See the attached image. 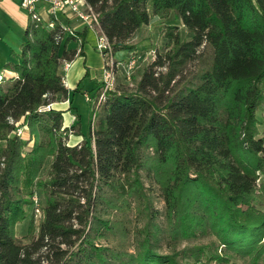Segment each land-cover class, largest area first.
Listing matches in <instances>:
<instances>
[{
	"label": "trees",
	"instance_id": "obj_1",
	"mask_svg": "<svg viewBox=\"0 0 264 264\" xmlns=\"http://www.w3.org/2000/svg\"><path fill=\"white\" fill-rule=\"evenodd\" d=\"M85 1L128 56L151 19L173 23L71 145L70 105L40 108L67 97L84 31L27 15L0 79V264H264V0Z\"/></svg>",
	"mask_w": 264,
	"mask_h": 264
},
{
	"label": "crops",
	"instance_id": "obj_2",
	"mask_svg": "<svg viewBox=\"0 0 264 264\" xmlns=\"http://www.w3.org/2000/svg\"><path fill=\"white\" fill-rule=\"evenodd\" d=\"M19 1L20 0H0V74H4L6 77L15 76V73L11 71H7L3 67L6 62L12 60L11 52L19 53L20 46L23 41L24 29L27 24V18H28L27 13L23 9L20 8ZM40 1L41 3L39 4V11H40L41 16L45 19L46 15H45L44 10L46 8V2H44V0H40ZM57 20L60 21V23L63 26L69 27L74 32H80L82 30L84 31V43L81 46L82 55L77 56L74 60H72L68 68L65 71L61 68L63 84H64V87L67 89V97L65 98L58 97L52 105L53 108H56L58 110H65L70 105L72 109L62 114L63 124L67 122L65 125H62V126L67 127L69 126V122H71L72 119L73 121L75 119V122L78 119V117H76L78 115H75V114L70 115V113H72V111H74V108H75L73 107L72 103H70L73 97L72 91L75 89L77 85H79L81 90L80 92H77V93L83 94L84 93L83 91H87L80 86L83 81L87 80V82H90V84L91 83L94 84V82L99 83V78H100L98 76V73L97 75L96 74L93 75L92 72H90L88 69L86 72V78L84 80L77 81L78 75H76L77 73L76 65H75L76 61L88 55L89 52L86 49L88 46H90L93 48L91 50L93 52L91 56L92 58L95 59L94 67L96 68L94 69L93 67V69L98 72V70L102 69L103 62L100 59V55L95 50V43H93V41H95L94 32L85 28L82 25V23L79 20H77L75 17H66L65 15L58 14ZM67 46L69 48H77L79 46V41L75 39L69 42ZM114 56L116 58L117 56L118 58H123V57L127 58V52L125 50L117 51ZM80 74H81V71H79V75ZM93 88L91 89L93 90ZM77 93H74V94H77ZM56 104H60V105L67 104V105L66 107L64 106L63 108H57L55 107ZM73 136L75 137L72 139V142L71 143L68 142V144H71V145L76 144L81 140L80 136H76V135H73ZM68 141H69V137H68Z\"/></svg>",
	"mask_w": 264,
	"mask_h": 264
},
{
	"label": "built area",
	"instance_id": "obj_3",
	"mask_svg": "<svg viewBox=\"0 0 264 264\" xmlns=\"http://www.w3.org/2000/svg\"><path fill=\"white\" fill-rule=\"evenodd\" d=\"M46 2L45 15L46 26L52 28L54 21L57 20V15L62 14L66 17H75L82 25L91 30L95 34V50L103 58V66L101 69V75L99 78V89L96 93V105L92 109V120L94 119V112L99 103L104 100L105 93L112 90L117 83V74L122 73L125 80H129L134 67L136 57L134 55L128 56L126 60L117 61L111 54V47L107 42L105 36L100 31L98 14L95 13L93 8L85 0H44ZM40 0H20L19 6L23 9L27 15L31 18L39 20L42 16L39 11ZM43 18V17H42ZM69 34L73 35L71 30ZM71 62H65L62 69L65 71ZM5 76L0 74V79ZM85 100L93 104V100L86 93L84 94ZM53 104L41 107L40 111H47ZM11 123V121H10ZM68 135H71L70 126H67ZM26 131V127H20L16 129V135L23 138ZM33 211L35 217L39 216V208L37 198L32 197Z\"/></svg>",
	"mask_w": 264,
	"mask_h": 264
},
{
	"label": "rangeland",
	"instance_id": "obj_4",
	"mask_svg": "<svg viewBox=\"0 0 264 264\" xmlns=\"http://www.w3.org/2000/svg\"><path fill=\"white\" fill-rule=\"evenodd\" d=\"M163 23H173L172 17H170L169 19H167L164 22H161L157 18H153V19H151V21L149 22L148 25L142 26L137 31L135 36L130 41V44L133 47V51L131 52L133 54H131V55H134L136 57L135 67H134L133 73H132L129 80H125L123 74L118 73L117 77H118L119 81H121L123 78L125 80V82H123V83H126L127 85H131V84L135 83V79L138 76L137 75L138 72L141 71V69L144 66H146L152 60V58L154 57V54L156 53V50L159 49V47L161 45L162 36H161L160 30L163 27ZM93 43H95V41H93ZM88 47L86 49L89 52L88 55L86 57H83L82 59L76 61V63H75L76 72H77L76 75H78L77 81H81V80H84L86 78V72L88 69L90 72H92L93 75L94 74L97 75V73H98L99 77L101 75V69L98 70V72L94 70L96 68V67H94L95 59L92 58V56H91L93 53L91 50L93 48L90 46H88ZM115 53L116 52L111 51V54H113L112 56L114 57L115 60H117V61L126 60V58H124V57L118 58V56H117V58H116L114 56ZM127 58H128V55H127ZM100 59L103 62V58L101 55H100ZM93 67H94V69H93ZM79 71H81L80 75H79ZM80 86L87 91H83L84 92L83 94L77 93V94L73 95L71 100H72V105L75 108H74V111H72V113H70V115L71 114L78 115L76 117H78L80 120L81 127H82L81 129H82V131L87 133V131H89L92 128V121H93L92 120V113H93L92 109L94 108L93 106L96 105V95L94 97L93 94L97 93L100 84L96 83V82H94V84H92V83L90 84V82H87V80H85L82 82V84ZM91 88H93V90ZM90 89L92 92L90 91ZM85 93L89 97H91V99L93 100V104L85 100V97H84ZM66 105L56 104L55 107L63 108L64 106L66 107ZM67 115H69V114H67ZM257 119L259 121L258 122L259 130L261 132H264V109H262V107L257 112ZM74 122H75V119H74V121L72 119V121L69 122V126H72L73 125L72 123H74ZM66 123L63 124V121H62V125H65ZM76 128L77 127L74 126V129H76ZM25 134H26V132H25ZM74 137L75 136H73V135H69V141L68 142L71 143L72 139ZM23 138H25V135H23ZM30 146H31V140L28 142V147H30ZM153 193L155 195V192H153ZM156 205L159 207L161 205V203L159 201H156ZM27 212L29 214V213H31V210L28 209ZM26 225H27V221H24L23 223L17 225L16 231H17L18 235H21L26 231Z\"/></svg>",
	"mask_w": 264,
	"mask_h": 264
}]
</instances>
